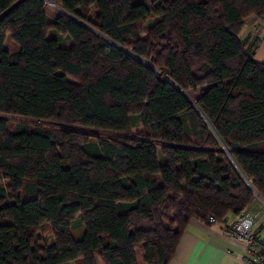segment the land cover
Wrapping results in <instances>:
<instances>
[{"label": "trees", "instance_id": "trees-1", "mask_svg": "<svg viewBox=\"0 0 264 264\" xmlns=\"http://www.w3.org/2000/svg\"><path fill=\"white\" fill-rule=\"evenodd\" d=\"M250 15L264 0H0V264H168L191 218L264 201Z\"/></svg>", "mask_w": 264, "mask_h": 264}, {"label": "crops", "instance_id": "crops-1", "mask_svg": "<svg viewBox=\"0 0 264 264\" xmlns=\"http://www.w3.org/2000/svg\"><path fill=\"white\" fill-rule=\"evenodd\" d=\"M260 20L261 17L254 15L246 18L240 36L248 39L257 37L254 56L264 60V28ZM246 209L255 212L253 230L264 239V201L257 197ZM234 217L229 215L222 221L209 223L191 218L168 264H247L244 242L232 238L228 228Z\"/></svg>", "mask_w": 264, "mask_h": 264}, {"label": "built area", "instance_id": "built-area-1", "mask_svg": "<svg viewBox=\"0 0 264 264\" xmlns=\"http://www.w3.org/2000/svg\"><path fill=\"white\" fill-rule=\"evenodd\" d=\"M254 218V211L243 209L235 214V217L229 223L228 228L232 238L244 242L246 246L245 258L247 264H264V239L256 235L253 230ZM208 220L214 221L211 216L208 217Z\"/></svg>", "mask_w": 264, "mask_h": 264}, {"label": "rangeland", "instance_id": "rangeland-1", "mask_svg": "<svg viewBox=\"0 0 264 264\" xmlns=\"http://www.w3.org/2000/svg\"><path fill=\"white\" fill-rule=\"evenodd\" d=\"M46 3H47V5L45 6V10H46V12H47V16H48V19H52L53 17H54V15H55V6L53 5V4H49V2L48 1H46ZM90 10L92 11V12H94L96 9L94 8V7H91L90 8ZM248 18V17H247ZM263 18L264 17H261V23H262V27H263ZM245 22V21H244ZM242 31V30H241ZM241 33V32H240ZM3 45H4V47L8 50V51H10V52H12V51H15V50H17L18 49V45L14 42V41H12L11 40V38L9 37V34L8 33H6L5 34V37H4V41H3ZM198 91L199 90H197V91H191V90H188V92H189V95L191 96V97H194L195 95H196V93H198ZM45 124V123H44ZM45 125H47V124H45ZM47 126H50V125H47ZM111 207L113 208V206L111 205ZM99 264V263H98ZM140 264V263H139Z\"/></svg>", "mask_w": 264, "mask_h": 264}, {"label": "water", "instance_id": "water-1", "mask_svg": "<svg viewBox=\"0 0 264 264\" xmlns=\"http://www.w3.org/2000/svg\"><path fill=\"white\" fill-rule=\"evenodd\" d=\"M185 95H187L185 92H183ZM191 104H194V102L191 100Z\"/></svg>", "mask_w": 264, "mask_h": 264}]
</instances>
